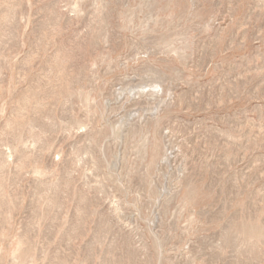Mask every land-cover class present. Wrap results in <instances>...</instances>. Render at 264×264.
Wrapping results in <instances>:
<instances>
[{"label": "rangeland", "instance_id": "rangeland-1", "mask_svg": "<svg viewBox=\"0 0 264 264\" xmlns=\"http://www.w3.org/2000/svg\"><path fill=\"white\" fill-rule=\"evenodd\" d=\"M0 264H264V0H0Z\"/></svg>", "mask_w": 264, "mask_h": 264}]
</instances>
